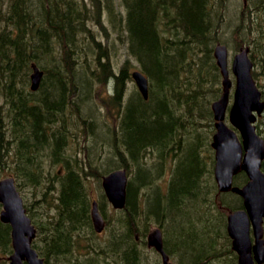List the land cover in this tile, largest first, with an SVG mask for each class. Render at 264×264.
<instances>
[{
  "label": "trees",
  "instance_id": "1",
  "mask_svg": "<svg viewBox=\"0 0 264 264\" xmlns=\"http://www.w3.org/2000/svg\"><path fill=\"white\" fill-rule=\"evenodd\" d=\"M233 1L0 0V177L31 187L43 208L23 198L37 229L31 244L45 264H161L146 245L152 222L175 264L236 263L226 214L242 200L218 192L212 153H201L210 150V104L221 94L213 56L220 36L250 46V57L258 48L264 61V0H240L232 10ZM115 38L127 55L119 66ZM130 57L148 79L146 98L137 89L124 97ZM262 60L258 80L252 75L264 99ZM32 63L42 70L36 90ZM96 83L107 97L97 96ZM255 126L264 137V110ZM79 128L86 140L78 158L65 150ZM115 168L128 174L126 199L108 213L102 190L94 197L86 181ZM167 169L163 190L158 179ZM246 179L240 171L233 183ZM93 199L105 219L102 238L91 222ZM11 251L10 225L0 221V264Z\"/></svg>",
  "mask_w": 264,
  "mask_h": 264
},
{
  "label": "water",
  "instance_id": "2",
  "mask_svg": "<svg viewBox=\"0 0 264 264\" xmlns=\"http://www.w3.org/2000/svg\"><path fill=\"white\" fill-rule=\"evenodd\" d=\"M248 47H240L233 55L231 72L235 82L232 103L228 109L230 127L224 121L231 79L227 67L228 50L225 44L217 43L213 55L222 75V93L211 104L214 132L211 146L214 149L213 177L220 192H233L242 198V207L228 211L226 231L231 239V248L236 253L235 264H261L264 262V138L255 130L254 122L264 108V101L251 75L252 62ZM42 72L32 64L30 88L39 86ZM138 91L147 97V78L139 70L131 72ZM237 130V131H236ZM243 171L247 181L233 184V176ZM127 174L123 168H115L101 176V186L107 200L115 208L125 202ZM0 220L10 225L12 252L7 256L8 264H45L43 257L31 246L36 229L26 213L22 197L16 188L14 177L0 178ZM90 217L95 231L104 227V219L92 200ZM147 245L161 255L162 264H172L162 245L160 228L147 234Z\"/></svg>",
  "mask_w": 264,
  "mask_h": 264
},
{
  "label": "rangeland",
  "instance_id": "3",
  "mask_svg": "<svg viewBox=\"0 0 264 264\" xmlns=\"http://www.w3.org/2000/svg\"><path fill=\"white\" fill-rule=\"evenodd\" d=\"M235 3H231L230 4V7L233 9H235V7H237V4L239 5L240 3V0L238 1H233ZM237 9V8H236ZM90 22V25H97L94 21H89ZM97 36H100V32H97ZM221 40L219 42L223 43L226 45V47L228 48V61L230 62L231 61V57L233 55L234 52L238 51V47L236 46V43H235V37L234 35H230V33H224L220 36ZM111 47H112V50L114 51L113 52V62H114V65L115 66H119L123 60L127 57L126 55V50H125V44L118 38H115L113 43L111 44ZM250 48V46H249ZM111 51V49H110ZM253 56L251 57L253 61H257L256 63L253 64V70L252 71H255L256 75H257V80H258V77H259V71L261 70L260 68V62L262 60V54L258 52V48H254L253 47ZM130 60L132 62V66L129 68V74L132 70L134 69H138L137 66H136V61L135 59H133L132 57H130ZM263 64H264V61L262 60ZM255 79V80H256ZM124 86H125V93H124V97L130 93L132 90L136 89V86H135V83L134 81L132 80V78L130 77L129 79H126L125 82H124ZM107 86L105 84H98L96 83L95 85V91H97V96L98 95H105L106 97L108 96L107 93L105 92ZM108 89V88H107ZM112 90V89H111ZM233 90V85L231 87V91ZM108 92V90H107ZM110 93V92H109ZM229 102H228V106L230 105V102H231V95H229ZM97 101V104L99 106H101V102L99 99L96 100ZM98 107V106H97ZM100 108V107H99ZM103 111H105L104 108H102ZM111 111H113V107L111 108ZM227 111H228V108L226 109L225 111V116H224V121L229 125V121H228V115H227ZM115 114V110L113 111V113L110 115L108 114L106 111L104 112V116L106 118L109 119V121L112 119L113 115ZM204 122V121H203ZM210 129V126L209 125H205V122L203 123V125L200 127V131L206 135V133L208 132V130ZM212 131H213V118H212ZM212 131L210 132L209 134V138H208V144L210 142V138H211V133ZM86 140L84 138H82V129H77L75 130L74 134L73 135H70L69 138H68V141H67V147H66V150L65 152L67 154H69V156H74L76 155L78 158L79 157H82V143L83 141ZM206 145H204V147L202 148V155H206L208 153H212V156H213V150L210 146V150H206ZM105 149V148H104ZM87 151V149H85ZM97 155V154H95ZM89 157H92L89 155ZM208 160V158H207ZM167 165L168 163H170V160H167ZM100 167V166H99ZM98 167V168H99ZM54 170H57L58 172H60L61 170H63V167H62V164L61 163H57L54 165V167H52ZM169 171L167 169V171L164 172L163 176H161L159 179H158V182H159V185L160 187L164 190L166 189V186H167V180L169 178ZM87 183V187L89 188L90 192L93 194L94 197L97 196L98 192L100 191V189L102 190V187H101V181H97V179L93 176H89L88 177V180L86 181ZM23 198L26 200V203H32L34 205V208L36 210H39V211H42L43 208H38V207H35V204H34V199L35 197L32 195V188L31 187H27L25 184H23L20 188H19ZM103 192V190H102ZM107 200V199H106ZM108 202V201H107ZM25 204V202H24ZM32 209V207H31ZM33 210V209H32ZM105 210L110 213L112 211V207L111 205L108 203L107 206L105 207ZM156 226H159L158 223L156 222H152L149 226H148V229H147V232L149 231V229L153 228V227H156ZM105 231L102 232L101 235H99L101 238L102 236L104 235L105 236ZM103 236V237H104ZM102 240V239H101ZM84 241V240H83ZM86 247H83L82 246V252L85 250ZM170 261L175 264L173 258L170 256ZM106 264H110V259H108L106 261Z\"/></svg>",
  "mask_w": 264,
  "mask_h": 264
},
{
  "label": "bare ground",
  "instance_id": "4",
  "mask_svg": "<svg viewBox=\"0 0 264 264\" xmlns=\"http://www.w3.org/2000/svg\"><path fill=\"white\" fill-rule=\"evenodd\" d=\"M118 13V12H117Z\"/></svg>",
  "mask_w": 264,
  "mask_h": 264
}]
</instances>
